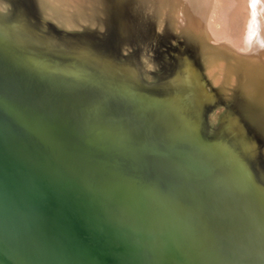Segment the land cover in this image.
I'll list each match as a JSON object with an SVG mask.
<instances>
[{"label": "water", "instance_id": "95a60500", "mask_svg": "<svg viewBox=\"0 0 264 264\" xmlns=\"http://www.w3.org/2000/svg\"><path fill=\"white\" fill-rule=\"evenodd\" d=\"M50 50L0 30V264H264V188L185 95Z\"/></svg>", "mask_w": 264, "mask_h": 264}, {"label": "bare ground", "instance_id": "6f19581e", "mask_svg": "<svg viewBox=\"0 0 264 264\" xmlns=\"http://www.w3.org/2000/svg\"><path fill=\"white\" fill-rule=\"evenodd\" d=\"M216 8L215 0H0V30L24 47L41 51L48 47L58 57L78 60L120 79L181 92L191 121L200 118L201 129L211 131L208 139L219 149H234L264 188V53L250 42V35L238 39L234 29L241 53L221 43L228 41L217 40L211 20ZM150 27L155 36L149 35ZM220 105L225 111L211 128L209 115ZM146 120L129 123L134 129L121 126V132L141 136L153 124L169 133L177 129L174 125L169 131L170 124Z\"/></svg>", "mask_w": 264, "mask_h": 264}, {"label": "rangeland", "instance_id": "374dc122", "mask_svg": "<svg viewBox=\"0 0 264 264\" xmlns=\"http://www.w3.org/2000/svg\"><path fill=\"white\" fill-rule=\"evenodd\" d=\"M236 2V0H231L230 2H229V0H215V2L217 3V8H216V10H215V18H213L212 16H213V14L214 13H212L211 14V20H212V23H213V35H215L216 36V38H217V40H224V41H228L227 43H224V42H221V43H223V44H227L226 46L227 47H229L230 46V48L232 47V49L233 50H235V51H237V52H240L241 50V48L238 46V43H237V41H238V39H240V38H242V37H244L245 35H250L248 38H249V40H250V42H252V44L254 45V44H256V45H254V46H257V47H259V52L260 53H264V3H263V0H250L249 2L248 1H245V0H238V4L241 6V4L243 5V6H241V8H246V12H242V11H244V10H242L241 8H240V6H239V8L237 7V2H236V4H233V2ZM234 2V3H235ZM243 2V3H242ZM251 2V3H250ZM229 3V4H228ZM259 3H261L260 4V8H258L259 7ZM233 4V5H232ZM247 4V5H246ZM233 6V7H231L230 8V6ZM225 8H223V7ZM228 6H229V8H228ZM263 6V7H262ZM235 7V8H234ZM233 8H234V10H233ZM248 8V9H247ZM224 10L223 11V13H222V11L221 10ZM229 9V12H230V14H229V12H227V11H225V10H228ZM237 9V10H236ZM242 12V13H239L240 11ZM233 10V11H232ZM248 10V11H247ZM250 10V11H249ZM254 10V11H253ZM259 10H261V12L259 11ZM216 11H218V12H216ZM237 11H239L238 13H237ZM251 11H252V13H251ZM228 14H227V13ZM220 14V16H219V14ZM225 13H226V15H225ZM244 13H245V15H244ZM246 13H248V15L246 14ZM261 13V14H260ZM236 14V15H235ZM237 14H239L240 16H241V18H240V16L239 15H237ZM223 15V16H222ZM262 15V16H261ZM234 16H237V18L236 19H234L235 17ZM244 16H245V18H244ZM250 16H252V17H250ZM261 16V17H260ZM225 17H227V18H225ZM231 17H232V19H231ZM249 17V19L250 20H247L246 18H248ZM221 18V19H220ZM223 18V19H222ZM242 18H244V19H242ZM251 18H253V19H251ZM225 19H229V21H227L226 23H228V24H225V22L224 21H226ZM239 19V20H238ZM220 20H222V22L220 21ZM231 20V21H230ZM238 21V22H237ZM242 21V22H241ZM246 21H248V22H246ZM222 24H221V23ZM236 22H237V24H236ZM241 22V23H240ZM244 22V24H242ZM259 22H260V24H259ZM230 23V24H229ZM248 23V24H247ZM253 23V24H252ZM225 24V25H224ZM241 24V25H240ZM250 24V26H249V28H248V25ZM221 25L223 26L224 25V27H221ZM226 25H228V26H226ZM233 25H235L234 26V28H232V26ZM238 25H239V27L240 28H242L243 30H244V32H243V30L242 29H240V30H238ZM229 28V30L226 28ZM252 26V27H251ZM237 29H236V28ZM247 27V28H246ZM251 27V28H250ZM257 27V28H256ZM216 28V29H215ZM219 28V29H218ZM221 28V29H220ZM225 28H226V30H225ZM245 28V29H244ZM254 30H253V29ZM231 29H234L237 33H239L237 36H236V32L234 31V30H231ZM262 29V30H261ZM217 30V31H216ZM220 30V31H219ZM221 30L222 31H224V32H222L221 33ZM228 30V31H227ZM233 31L232 33H231V31ZM239 32H238V31ZM241 30H242V35H241ZM249 30V31H248ZM251 30V31H250ZM219 31V32H218ZM230 31V32H229ZM178 32H180L179 30H178ZM229 34H228V33ZM245 33V34H244ZM250 33V34H249ZM225 34V36L223 37V35ZM228 34V35H227ZM232 34V35H231ZM256 34V35H255ZM262 34V35H261ZM221 35V36H220ZM241 35V36H240ZM220 38H219V37ZM227 37L230 39L231 37L233 38V39H230L231 41H229V40H227ZM235 37H237L236 39H235ZM219 38V39H218ZM235 40H237V41H235ZM253 40V41H252ZM235 41V42H234ZM263 44H262V43ZM230 43H232V44H230ZM230 44V45H229ZM224 45V46H225ZM225 46V47H226ZM236 47V48H235ZM240 51H239V50ZM241 53V52H240ZM238 54V53H236V52H233V54H235L236 56H239V57H242V55L241 54ZM242 53H243V51H242ZM238 54V55H237ZM261 58L264 60V55H261ZM205 69H206V67H205ZM208 76V75H207ZM208 79H209V77H207ZM214 87L215 88H218L219 86L218 85H214ZM208 88L210 89L211 88V86L209 85L208 86ZM225 111V107L224 106H222V105H220V106H217L211 113H210V115H209V121H210V124H211V128H213L215 125H216V123H218V117L220 116V114H222L223 112Z\"/></svg>", "mask_w": 264, "mask_h": 264}]
</instances>
